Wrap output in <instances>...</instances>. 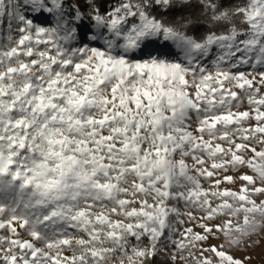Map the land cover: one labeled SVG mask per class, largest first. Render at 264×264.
Returning <instances> with one entry per match:
<instances>
[{"label": "snow or ice", "instance_id": "snow-or-ice-1", "mask_svg": "<svg viewBox=\"0 0 264 264\" xmlns=\"http://www.w3.org/2000/svg\"><path fill=\"white\" fill-rule=\"evenodd\" d=\"M262 239L264 0H0V264Z\"/></svg>", "mask_w": 264, "mask_h": 264}, {"label": "rangeland", "instance_id": "rangeland-1", "mask_svg": "<svg viewBox=\"0 0 264 264\" xmlns=\"http://www.w3.org/2000/svg\"><path fill=\"white\" fill-rule=\"evenodd\" d=\"M256 237H253L255 239ZM216 243L217 241H212ZM232 254L241 260H245V257H251L246 260L245 264H264V239L260 241V244L254 248H249L246 251L241 249H233Z\"/></svg>", "mask_w": 264, "mask_h": 264}]
</instances>
